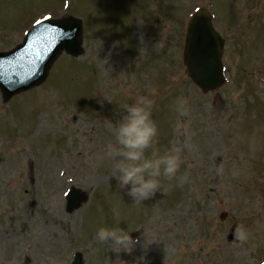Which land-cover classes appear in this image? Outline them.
I'll return each instance as SVG.
<instances>
[{
	"label": "rangeland",
	"instance_id": "rangeland-1",
	"mask_svg": "<svg viewBox=\"0 0 264 264\" xmlns=\"http://www.w3.org/2000/svg\"><path fill=\"white\" fill-rule=\"evenodd\" d=\"M200 6L227 40V84L207 96L182 63ZM45 13L87 23L85 56L61 55L44 84L8 104L0 94V264H70L76 251L85 264L264 260V0H0V51ZM153 89L155 147L176 148L182 164L155 197L135 203L115 179L109 125ZM178 97L187 116L174 110ZM73 186L89 200L69 213ZM117 225L138 238L131 253L96 240L98 227Z\"/></svg>",
	"mask_w": 264,
	"mask_h": 264
},
{
	"label": "clouds",
	"instance_id": "clouds-1",
	"mask_svg": "<svg viewBox=\"0 0 264 264\" xmlns=\"http://www.w3.org/2000/svg\"><path fill=\"white\" fill-rule=\"evenodd\" d=\"M151 97H141L134 103L122 105L123 115L119 124L109 129L114 142L106 146L112 161V170L119 188L126 191L135 203H142L156 196L164 182H171L180 170L182 160L176 148L161 152L155 147L158 129L152 119L155 89ZM174 110L180 117L189 113L188 101L178 97ZM177 120L176 126H180ZM149 149H151L149 151ZM184 179H187L185 175ZM171 183L168 187H171ZM129 231L120 226H101L96 229L95 238L101 244H109L114 252L131 253L139 242ZM238 241L248 239L247 231L238 227L235 232ZM151 242L145 237L143 247Z\"/></svg>",
	"mask_w": 264,
	"mask_h": 264
},
{
	"label": "water",
	"instance_id": "water-1",
	"mask_svg": "<svg viewBox=\"0 0 264 264\" xmlns=\"http://www.w3.org/2000/svg\"><path fill=\"white\" fill-rule=\"evenodd\" d=\"M56 26V29L64 35L62 37H57L59 39L55 44V47H57L48 61H46L47 55H44L42 51L38 49L37 44H32V42L24 49H28V51L32 53L28 54L27 57L22 56L24 60H22L21 63L25 64L27 67L23 68V65L20 64L17 67L16 74H10L9 72L11 70L8 68V66H14V58L8 61H0V65L5 64L7 66L0 67V87L8 95L7 99L21 90H27L41 84L48 75V71L56 59L57 54L62 49H66L78 55L81 30L79 33H75V29H80V24L71 19L69 22L57 24ZM223 46L224 41L214 30L210 15L206 11H201L190 27L186 49V63L189 77L200 86L205 93L210 90L218 89L224 83L221 65ZM23 47L22 45L19 49ZM28 75L31 76L27 77ZM22 76V82H9L15 79V77L19 80ZM75 191L76 192L70 196L68 206L69 209L72 210L86 199L85 195L80 190ZM73 264H83L80 254L76 256Z\"/></svg>",
	"mask_w": 264,
	"mask_h": 264
},
{
	"label": "bare ground",
	"instance_id": "bare-ground-1",
	"mask_svg": "<svg viewBox=\"0 0 264 264\" xmlns=\"http://www.w3.org/2000/svg\"><path fill=\"white\" fill-rule=\"evenodd\" d=\"M143 233H144V231H143V229H139V232H138V234H139V237H143Z\"/></svg>",
	"mask_w": 264,
	"mask_h": 264
}]
</instances>
